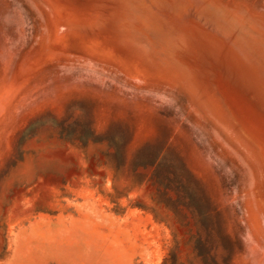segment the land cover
<instances>
[{
	"label": "rangeland",
	"instance_id": "rangeland-1",
	"mask_svg": "<svg viewBox=\"0 0 264 264\" xmlns=\"http://www.w3.org/2000/svg\"><path fill=\"white\" fill-rule=\"evenodd\" d=\"M0 264H264V0H0Z\"/></svg>",
	"mask_w": 264,
	"mask_h": 264
}]
</instances>
